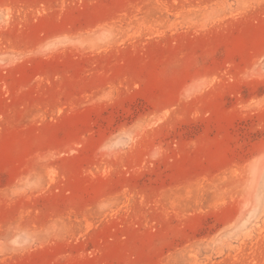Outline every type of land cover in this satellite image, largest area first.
<instances>
[{
    "label": "rangeland",
    "instance_id": "obj_1",
    "mask_svg": "<svg viewBox=\"0 0 264 264\" xmlns=\"http://www.w3.org/2000/svg\"><path fill=\"white\" fill-rule=\"evenodd\" d=\"M0 264H264V0H0Z\"/></svg>",
    "mask_w": 264,
    "mask_h": 264
},
{
    "label": "clouds",
    "instance_id": "obj_2",
    "mask_svg": "<svg viewBox=\"0 0 264 264\" xmlns=\"http://www.w3.org/2000/svg\"><path fill=\"white\" fill-rule=\"evenodd\" d=\"M129 146H130V143H129Z\"/></svg>",
    "mask_w": 264,
    "mask_h": 264
}]
</instances>
